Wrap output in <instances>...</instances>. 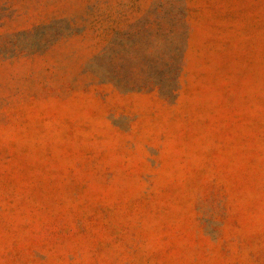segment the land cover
I'll list each match as a JSON object with an SVG mask.
<instances>
[{
  "label": "rangeland",
  "instance_id": "obj_1",
  "mask_svg": "<svg viewBox=\"0 0 264 264\" xmlns=\"http://www.w3.org/2000/svg\"><path fill=\"white\" fill-rule=\"evenodd\" d=\"M0 264H264V0H0Z\"/></svg>",
  "mask_w": 264,
  "mask_h": 264
}]
</instances>
